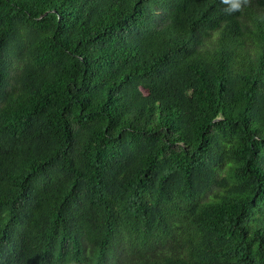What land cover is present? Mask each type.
Listing matches in <instances>:
<instances>
[{
  "label": "trees",
  "instance_id": "obj_1",
  "mask_svg": "<svg viewBox=\"0 0 264 264\" xmlns=\"http://www.w3.org/2000/svg\"><path fill=\"white\" fill-rule=\"evenodd\" d=\"M0 264H264V0H0Z\"/></svg>",
  "mask_w": 264,
  "mask_h": 264
}]
</instances>
